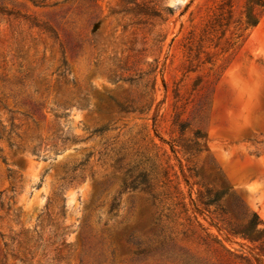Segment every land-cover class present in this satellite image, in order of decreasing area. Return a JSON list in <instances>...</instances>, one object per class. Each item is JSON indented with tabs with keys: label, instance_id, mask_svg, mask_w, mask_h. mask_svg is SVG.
I'll return each instance as SVG.
<instances>
[{
	"label": "rangeland",
	"instance_id": "obj_1",
	"mask_svg": "<svg viewBox=\"0 0 264 264\" xmlns=\"http://www.w3.org/2000/svg\"><path fill=\"white\" fill-rule=\"evenodd\" d=\"M252 211L264 0H0V264H264Z\"/></svg>",
	"mask_w": 264,
	"mask_h": 264
},
{
	"label": "trees",
	"instance_id": "obj_2",
	"mask_svg": "<svg viewBox=\"0 0 264 264\" xmlns=\"http://www.w3.org/2000/svg\"><path fill=\"white\" fill-rule=\"evenodd\" d=\"M257 22H258V18L257 17L255 19H252V21H250V27L254 26ZM63 36H64L63 39H62L63 48H64V50L66 52L75 51V50L77 51V50H80L82 48V44L74 43L66 35H63ZM235 203H236V207L234 209L235 214L244 217L245 216V211H246V210H244L245 207L243 206V204L241 203V201L239 199L235 200ZM250 216H251V221H252V229L251 230L255 231L256 235H257L256 238L250 239V240L252 242H257L259 240V243L256 244L257 248L264 250V223L260 220L258 214L255 211H252L250 213ZM213 225L217 228V224L216 223L213 222ZM161 245H163V244H161ZM163 247L169 248L172 252L174 250H177L178 252L180 250H182L181 251L182 253L179 252L180 255H178V256H182L183 257V254H184V258H186V260H191L195 264H206V262H207V259H205L203 257H200V256L199 257L198 256L194 257L195 259L193 260L192 256L190 257V256L185 255L187 253V251L181 249L180 247H177L176 244L173 243V242H167V244H165ZM163 247L157 245V246H155L152 249V252L156 251V250H161ZM214 261H215V264H225V263L226 264H234V262H232L231 260H228V261L225 260V261H223V263H221L222 261L214 258Z\"/></svg>",
	"mask_w": 264,
	"mask_h": 264
}]
</instances>
